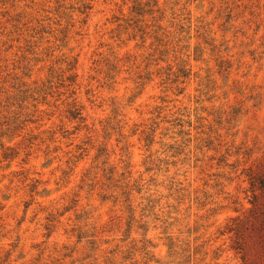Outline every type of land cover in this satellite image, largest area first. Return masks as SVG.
Returning a JSON list of instances; mask_svg holds the SVG:
<instances>
[{
  "label": "rangeland",
  "instance_id": "rangeland-1",
  "mask_svg": "<svg viewBox=\"0 0 264 264\" xmlns=\"http://www.w3.org/2000/svg\"><path fill=\"white\" fill-rule=\"evenodd\" d=\"M256 177L264 0H0V264H264Z\"/></svg>",
  "mask_w": 264,
  "mask_h": 264
},
{
  "label": "trees",
  "instance_id": "trees-1",
  "mask_svg": "<svg viewBox=\"0 0 264 264\" xmlns=\"http://www.w3.org/2000/svg\"><path fill=\"white\" fill-rule=\"evenodd\" d=\"M250 187L252 190H259L260 192H264V178L262 177H256L255 179H252L250 181ZM235 249L240 253L243 251V247L239 241H235ZM245 254L242 252L241 253V259L244 261Z\"/></svg>",
  "mask_w": 264,
  "mask_h": 264
}]
</instances>
